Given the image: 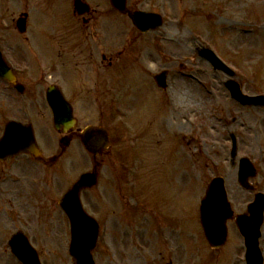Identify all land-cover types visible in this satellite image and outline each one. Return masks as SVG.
<instances>
[{
  "label": "rangeland",
  "instance_id": "rangeland-1",
  "mask_svg": "<svg viewBox=\"0 0 264 264\" xmlns=\"http://www.w3.org/2000/svg\"><path fill=\"white\" fill-rule=\"evenodd\" d=\"M85 1L94 10L88 27L72 16L73 0H0L1 48L27 87L22 96L0 79L3 118L33 123L43 153L59 154L61 136L44 90H32L39 82H46L44 89L56 83L73 103L79 128L111 131V148L97 158L99 185L82 196L89 214L111 219V232L123 221L127 242L129 226L141 223L143 264H246L235 217L247 212L255 193H264V107L235 102L225 88L229 77L195 51L200 44L211 47L236 72L246 94L264 95V0H129L131 9L164 11L158 34L139 33L108 0ZM22 12L29 13L30 44L16 29ZM163 70L170 72L173 105L149 81ZM8 95L14 97L11 108ZM231 134L238 137V159L248 157L258 168L254 192L240 186L238 168L231 167ZM29 165L35 188L43 183L47 194L44 210L33 203L31 216L41 211L58 221L47 227L59 237L48 238L45 248L40 242L43 259L72 264L69 224L59 201L96 163L75 138L55 167L39 173L37 164ZM218 176L226 180L235 217L228 222L226 245L215 251L205 239L200 205ZM156 219L171 225L157 230L160 243ZM107 240L99 241L97 264H105L106 242H112ZM121 240L117 234V248ZM260 248L264 258V225Z\"/></svg>",
  "mask_w": 264,
  "mask_h": 264
},
{
  "label": "water",
  "instance_id": "water-1",
  "mask_svg": "<svg viewBox=\"0 0 264 264\" xmlns=\"http://www.w3.org/2000/svg\"><path fill=\"white\" fill-rule=\"evenodd\" d=\"M111 1L115 9L122 13L126 11L127 0ZM75 5L80 14L87 11V5L83 4L81 0H76ZM130 17L141 31H147L150 28H155L158 25H161V20L154 14L135 12L130 14ZM25 24V19L19 20L18 28L21 32H25ZM203 55L211 60L216 69H223L219 61L211 52H204ZM0 75L9 81L13 80L12 72L2 61L1 57ZM158 81L162 86L164 77H159ZM228 86L232 91L233 97L242 104H264V97H247L243 95L240 86L237 83L232 82L229 83ZM48 101L53 109L57 128H60L62 124L66 127H70L74 124L71 107L65 101L61 93L58 91L49 92ZM22 136H25V139H22ZM82 140L85 147L93 153L95 157L108 146V134L103 128L88 127L82 135ZM1 143L0 154L2 155L14 154L21 150H29L33 152L35 157L41 158L38 155L31 128L25 129V127H22L19 124L12 123L8 126L5 137ZM62 143H66V140L62 141ZM254 175L255 171L250 162L243 159L241 162L240 182L245 187L250 188L247 184V179ZM95 184V174L84 175L61 202L63 209L72 223L73 243L71 252L76 258H78V264H94L91 251L97 242L98 229L94 225V221L83 211L80 202V192L85 187H91ZM249 212L251 214L250 217L239 216L237 223L246 239L248 264H262L263 259L259 253L258 239L261 235L260 227L264 219L263 195L257 196L256 202L249 207ZM201 214L205 231L212 246L220 247L224 243L227 235L226 222L233 216V212L230 209V204L227 199L224 180L222 178L214 179L209 186L207 196L202 201ZM18 256L26 264H39L37 256L34 253L32 254V258L26 254H18Z\"/></svg>",
  "mask_w": 264,
  "mask_h": 264
},
{
  "label": "flooded vegetation",
  "instance_id": "flooded-vegetation-1",
  "mask_svg": "<svg viewBox=\"0 0 264 264\" xmlns=\"http://www.w3.org/2000/svg\"><path fill=\"white\" fill-rule=\"evenodd\" d=\"M25 41L30 40L25 39ZM12 88L15 90V85H12ZM36 90L38 91V89ZM13 103L14 97L8 95L7 106L11 108ZM1 108L2 106H0V126L2 128L0 129V139L4 134L7 123L10 121V119L5 120L3 118ZM57 162L47 165L44 162L34 160L29 154L0 160V264H22L14 255L13 247H11L12 238H21V235L27 237L33 243L42 262L46 264L43 259L45 250L40 248V242L45 248L48 238L53 237L56 240L59 237L58 234L50 236L47 227L48 224L58 221H48L47 218L51 216L43 215L41 211H39V214H35V219L31 216L30 206H33V203L40 210H44L47 194L43 183L39 186L37 182L38 188H35L31 176L32 167L29 164H37L38 168L36 170L41 173L55 167ZM33 223L38 227L37 230L33 229L35 227ZM52 229L54 228L52 227ZM108 234L112 239H116L115 235L110 232V227H108ZM119 235L122 239L120 241L121 246L117 248L114 240H111L112 242L106 248L105 264H143L140 252L132 247L130 241L127 242L128 232L121 231ZM139 242L143 244L142 236H139ZM14 244L20 249L19 240H16ZM114 250L116 252H113ZM51 264L53 263L51 262Z\"/></svg>",
  "mask_w": 264,
  "mask_h": 264
}]
</instances>
